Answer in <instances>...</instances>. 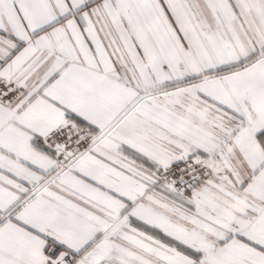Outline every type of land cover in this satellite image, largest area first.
Listing matches in <instances>:
<instances>
[{"label": "snow or ice", "instance_id": "1", "mask_svg": "<svg viewBox=\"0 0 264 264\" xmlns=\"http://www.w3.org/2000/svg\"><path fill=\"white\" fill-rule=\"evenodd\" d=\"M0 264H264V0H0Z\"/></svg>", "mask_w": 264, "mask_h": 264}]
</instances>
